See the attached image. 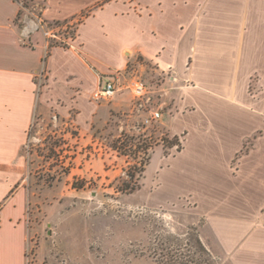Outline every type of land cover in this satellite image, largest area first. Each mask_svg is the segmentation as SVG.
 Listing matches in <instances>:
<instances>
[{"label":"crops","instance_id":"1","mask_svg":"<svg viewBox=\"0 0 264 264\" xmlns=\"http://www.w3.org/2000/svg\"><path fill=\"white\" fill-rule=\"evenodd\" d=\"M30 1L44 4L42 21L29 19L20 28L21 5L0 0V264H33L23 149L41 98L37 76L46 63L59 94L76 86L90 95L102 85L94 66L102 73L123 67L126 49L172 73L179 108H193L178 112L169 127L189 133L179 157L195 136L189 164L200 193L179 192L205 218L207 248L222 252L228 264H264V0ZM85 12L81 34L104 16L101 40L112 46L91 50L77 34L84 51H49L39 26ZM253 83L261 90L258 99L250 93ZM250 138L254 145L243 152Z\"/></svg>","mask_w":264,"mask_h":264},{"label":"rangeland","instance_id":"2","mask_svg":"<svg viewBox=\"0 0 264 264\" xmlns=\"http://www.w3.org/2000/svg\"><path fill=\"white\" fill-rule=\"evenodd\" d=\"M43 6L29 2L21 21H42ZM86 14L72 19L77 34L90 43L91 50L110 48L112 45L106 47L102 42L99 30L104 16L91 20L81 34L79 23L85 22ZM38 31L48 46L62 43V48L84 51L79 48L83 44L78 35L73 40L72 31L55 21L44 23ZM122 59L123 67L106 73L94 66L101 84L109 76L119 88L110 101H95L94 92L87 95L76 86L67 96L59 94L46 63L42 76L37 77L41 98L23 149L30 173L29 251L33 264H165L168 252L186 254L195 235L206 245L205 218L194 200L179 192L200 193L189 164L195 136L189 141V153L179 157L189 133L169 127L178 112L185 114L193 108H179L182 96L172 83V73L157 71L144 56L129 49ZM136 81L147 86L142 102L131 89ZM260 91L253 83L251 96L258 99ZM152 111L160 112L161 118L145 124ZM181 125L177 123L175 128ZM126 135L141 136L152 145L140 190L134 194L117 190L121 181H130L127 174L134 163L112 147ZM166 135L175 144L177 136L179 145L169 148L163 140ZM253 138L245 141L243 152L253 147ZM240 157L233 161V168ZM211 251L220 264H228L222 252Z\"/></svg>","mask_w":264,"mask_h":264},{"label":"trees","instance_id":"3","mask_svg":"<svg viewBox=\"0 0 264 264\" xmlns=\"http://www.w3.org/2000/svg\"><path fill=\"white\" fill-rule=\"evenodd\" d=\"M15 2L19 3L21 5V10L17 17V24L20 28H23L25 24L21 21V17L23 15L24 9L28 8V3L32 2L30 0H23L26 3L22 4L21 0H14ZM102 5H99L95 7L94 9H97L101 7ZM88 14V13H87ZM83 15L84 18L88 17V15ZM39 18L42 19V13L39 14ZM61 27H66L67 32H71V38L73 40L76 39L77 35V27L72 25V20L67 21H59L56 22ZM83 23V19L79 24ZM62 45V43L60 44ZM56 45V46H60ZM55 45H49V51L56 47ZM67 47V46H64ZM49 55H46L44 61L47 60V57ZM164 142L168 143L169 148H173L176 145H179L178 137L176 136L174 139H176V144L174 142H170L168 136H163ZM112 147L118 151L120 154L131 157L134 163L130 166V169L128 171V176L130 177V181L123 180L119 184L117 190L121 194H134L137 191L140 190V180L143 177L144 173L146 172V167L148 166L150 162V157H148V153L152 147L151 144L147 143L141 136H130L126 135L125 138L121 137L118 140H116ZM180 149V146H179ZM142 153L143 155L147 156L142 158L139 156V154ZM195 235V234H194ZM191 249L186 254H172L168 252V254L165 256L167 261L165 264H220L217 258L211 253V251L206 247V245L203 243L201 238L197 235L193 237V241L191 243Z\"/></svg>","mask_w":264,"mask_h":264},{"label":"built area","instance_id":"4","mask_svg":"<svg viewBox=\"0 0 264 264\" xmlns=\"http://www.w3.org/2000/svg\"><path fill=\"white\" fill-rule=\"evenodd\" d=\"M44 71L39 73V77L42 76ZM37 76V77H38ZM132 92L134 97L142 102L147 95V86L142 81H136L132 85ZM119 88L115 82V80H109L106 83L99 86V88L94 92L93 99L98 102L110 101L114 99L116 94L118 93ZM161 118V113L157 111H152L150 118L145 120V124H150L153 121L159 120Z\"/></svg>","mask_w":264,"mask_h":264}]
</instances>
